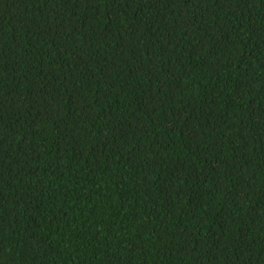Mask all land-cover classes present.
<instances>
[{"label":"trees","instance_id":"16d2710c","mask_svg":"<svg viewBox=\"0 0 264 264\" xmlns=\"http://www.w3.org/2000/svg\"><path fill=\"white\" fill-rule=\"evenodd\" d=\"M0 264H264V0H0Z\"/></svg>","mask_w":264,"mask_h":264}]
</instances>
